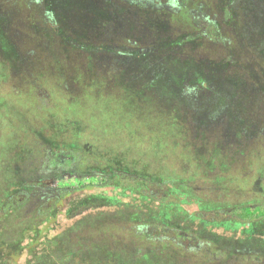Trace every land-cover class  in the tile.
Here are the masks:
<instances>
[{
	"label": "rangeland",
	"instance_id": "1",
	"mask_svg": "<svg viewBox=\"0 0 264 264\" xmlns=\"http://www.w3.org/2000/svg\"><path fill=\"white\" fill-rule=\"evenodd\" d=\"M1 196L17 264H264V0H0Z\"/></svg>",
	"mask_w": 264,
	"mask_h": 264
},
{
	"label": "trees",
	"instance_id": "2",
	"mask_svg": "<svg viewBox=\"0 0 264 264\" xmlns=\"http://www.w3.org/2000/svg\"><path fill=\"white\" fill-rule=\"evenodd\" d=\"M122 1H124V0H122ZM260 1H263V0H260ZM137 5H140V4H137ZM142 6H144V5H142ZM200 6L203 10L206 9L202 4H200ZM207 9H210L211 11L215 10L214 8H207ZM217 10L220 12H223L226 15H229L227 11H225V10L221 11L220 6H217ZM258 17H260V15ZM242 20H243L244 24L241 25V28H243L244 25L246 26L247 29L250 28L249 25L247 27L244 16L242 17ZM217 32H218V30H217ZM218 34L220 35V33H218ZM213 41H214V39H213ZM53 150H56V148L54 147ZM16 181H15L16 186L18 188H20L24 184L23 180L20 177L16 178ZM2 196H4V194ZM2 196L0 197V203H1ZM7 213H6L5 208L1 209V204H0V264H17L16 258L24 250V247H25L24 245H22L23 244L22 242H24L25 239L30 240V238L32 237V236H25L26 234H28L30 232L31 227H29V221L21 220L17 215L13 218L14 223L11 222L10 220H8ZM33 229H35L34 230L35 232L38 231L37 228H33ZM29 240H28V242H29ZM28 245L29 244L27 243V245H26L27 249L29 248ZM39 250H42V248H39ZM28 251H29L28 254L32 258L28 261L29 264L30 263L31 264H47V263H49L48 258L43 256L41 254L42 252H36V249H34V247L29 248ZM94 258H92L90 255L88 258V263H90V261H93ZM147 259L148 258L146 257V259L144 258L141 262L135 260V261H132V263H134V264H147L146 262L149 261ZM154 259L155 258H153V260ZM116 260H117L116 263L121 261V264H126V262L129 261L128 258L125 260H122L121 258L118 259V257ZM154 262L155 263H153V264H160L157 262V259H155Z\"/></svg>",
	"mask_w": 264,
	"mask_h": 264
},
{
	"label": "flooded vegetation",
	"instance_id": "3",
	"mask_svg": "<svg viewBox=\"0 0 264 264\" xmlns=\"http://www.w3.org/2000/svg\"><path fill=\"white\" fill-rule=\"evenodd\" d=\"M51 153V152H50ZM37 159V158H36ZM58 178V177H57ZM43 178L42 177H40V178H38V180H42Z\"/></svg>",
	"mask_w": 264,
	"mask_h": 264
}]
</instances>
